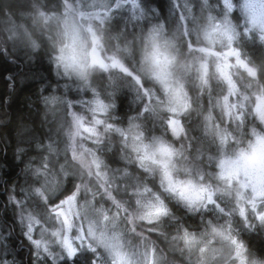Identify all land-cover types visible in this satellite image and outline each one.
I'll return each mask as SVG.
<instances>
[{
	"label": "snow or ice",
	"instance_id": "obj_1",
	"mask_svg": "<svg viewBox=\"0 0 264 264\" xmlns=\"http://www.w3.org/2000/svg\"><path fill=\"white\" fill-rule=\"evenodd\" d=\"M0 185V264H264V0L0 8Z\"/></svg>",
	"mask_w": 264,
	"mask_h": 264
},
{
	"label": "trees",
	"instance_id": "obj_2",
	"mask_svg": "<svg viewBox=\"0 0 264 264\" xmlns=\"http://www.w3.org/2000/svg\"><path fill=\"white\" fill-rule=\"evenodd\" d=\"M22 2L23 0H0V8L7 6L14 10L17 7V5ZM2 192H3V186L0 185V193ZM0 203H2V200H0ZM23 251H24L25 264H27V250L24 249Z\"/></svg>",
	"mask_w": 264,
	"mask_h": 264
},
{
	"label": "flooded vegetation",
	"instance_id": "obj_3",
	"mask_svg": "<svg viewBox=\"0 0 264 264\" xmlns=\"http://www.w3.org/2000/svg\"><path fill=\"white\" fill-rule=\"evenodd\" d=\"M259 241H256V243H258Z\"/></svg>",
	"mask_w": 264,
	"mask_h": 264
}]
</instances>
